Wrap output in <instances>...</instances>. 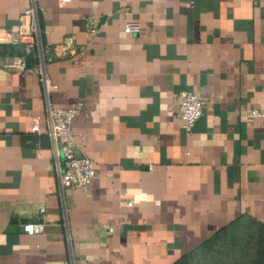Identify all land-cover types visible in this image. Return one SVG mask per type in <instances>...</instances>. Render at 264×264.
Listing matches in <instances>:
<instances>
[{"label":"crops","instance_id":"0c3cea01","mask_svg":"<svg viewBox=\"0 0 264 264\" xmlns=\"http://www.w3.org/2000/svg\"><path fill=\"white\" fill-rule=\"evenodd\" d=\"M28 4L0 0V264H174L264 224V0H38L48 92L3 66L34 60L15 41ZM187 91L203 98L191 132ZM48 102L77 108L84 187L60 183Z\"/></svg>","mask_w":264,"mask_h":264},{"label":"built area","instance_id":"2783aa9c","mask_svg":"<svg viewBox=\"0 0 264 264\" xmlns=\"http://www.w3.org/2000/svg\"><path fill=\"white\" fill-rule=\"evenodd\" d=\"M38 0H29L27 8L21 15V25L19 34L15 41L24 45V51L33 55V62L28 64L22 56L13 55L5 58L3 66L7 69L23 72H33L39 74V82L43 85L46 92L57 87L52 83L45 73L47 61L46 49L42 46L39 38L35 36L37 32V13L39 6ZM59 5H65L71 0H56ZM124 31L127 33L137 32L138 26L126 23ZM66 46L64 44L56 45L52 50L58 56L62 55ZM179 115L182 120V127L186 132H191L195 122L201 116L203 110V98L197 93L187 91L178 98ZM45 122L48 131L60 143L62 157L56 162L58 177L60 183L66 187L80 188L91 183L95 176L94 161L85 153H82L77 146L73 132V120L77 111L76 106L69 105L66 107L54 106L48 102L45 106ZM250 115L261 116L262 113L257 109H251ZM40 116H32L31 130H39ZM130 203V201H128ZM43 212L44 208L41 207ZM22 229L29 234L41 232L44 229L42 223H26Z\"/></svg>","mask_w":264,"mask_h":264},{"label":"trees","instance_id":"16d2710c","mask_svg":"<svg viewBox=\"0 0 264 264\" xmlns=\"http://www.w3.org/2000/svg\"><path fill=\"white\" fill-rule=\"evenodd\" d=\"M233 237L234 235L228 234L217 235L205 242L195 254L185 256L174 264H264V224H259L253 233L245 234L243 239L245 242L243 251L247 248V245L254 247L256 250V254L252 259L241 253L240 247L231 245ZM222 242H226V245L229 246L225 247L224 252L218 253L223 249ZM237 251H239L238 257H235Z\"/></svg>","mask_w":264,"mask_h":264},{"label":"rangeland","instance_id":"374dc122","mask_svg":"<svg viewBox=\"0 0 264 264\" xmlns=\"http://www.w3.org/2000/svg\"><path fill=\"white\" fill-rule=\"evenodd\" d=\"M238 237H239V235H238ZM222 244H223V249H221L220 251H218V253L219 252H221V253L224 252L225 251V247H228L229 246V245H226V242L225 243L222 242ZM244 244H245V242L242 239H240V238L239 239L236 238L235 240H233V242H231V245L232 246H234V247L235 246L240 247V252L243 253V254H245L247 256V258L252 259L255 256V254H256L255 248L252 247V246H250V245H247V248H245V250L243 251V245ZM238 253H239V251H237L234 256L235 257H238L237 256Z\"/></svg>","mask_w":264,"mask_h":264}]
</instances>
